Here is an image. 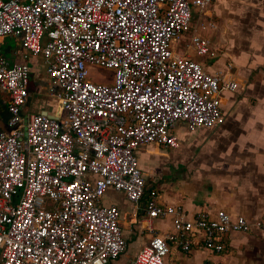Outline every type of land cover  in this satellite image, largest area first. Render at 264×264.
I'll use <instances>...</instances> for the list:
<instances>
[{"label": "built area", "instance_id": "obj_1", "mask_svg": "<svg viewBox=\"0 0 264 264\" xmlns=\"http://www.w3.org/2000/svg\"><path fill=\"white\" fill-rule=\"evenodd\" d=\"M213 2L0 0V93L14 128L0 130L1 264H115L125 240L118 208L101 204L108 189L143 204L148 240L123 264H163L172 248L189 253L194 243L220 254L228 235L264 232V217L224 210L189 217L182 205L161 203L137 166L140 146L178 147L177 122L193 132L224 121L221 93L237 84L172 51L193 9ZM8 36L19 37L23 50L12 65L1 49ZM189 47L199 57L216 55L197 35ZM36 57L64 116L22 117ZM91 65L113 70V83L92 81ZM166 218L171 231L157 233L155 222Z\"/></svg>", "mask_w": 264, "mask_h": 264}, {"label": "crops", "instance_id": "obj_2", "mask_svg": "<svg viewBox=\"0 0 264 264\" xmlns=\"http://www.w3.org/2000/svg\"><path fill=\"white\" fill-rule=\"evenodd\" d=\"M202 19L199 25L196 21ZM213 23L215 27H210ZM194 35L207 40L214 57L192 59L208 73L221 72L237 84L235 91L220 96L222 125L199 128L189 132L177 122L173 133L178 147L168 149L153 144L140 146L136 151L137 166L145 181L146 190L154 189L158 199L166 205H182L189 217L201 211L214 213L224 210L231 216L248 219L264 217V0H214L205 11L193 9L189 31L180 39L191 43ZM180 41V42H181ZM190 42V43H189ZM5 53L12 63L20 62L23 52L20 38L1 39ZM12 45V46H11ZM186 55L184 52L182 53ZM40 58H32L36 77L34 90L21 109L24 120L33 114L48 111L58 115L57 101L40 102L36 89L48 75L39 78ZM231 65V68H228ZM38 95V94H37ZM34 97V99H33ZM56 103L53 105V103ZM7 122V121H6ZM166 179L165 182L163 180ZM158 185V186H157ZM167 189V192L161 190ZM103 206H116L125 248L115 264L129 262L146 244L148 234L142 220L143 204L139 209L123 193L108 189L101 200ZM171 219L155 222L156 232L171 231ZM257 245L254 260L248 264H264V232L232 233L223 238V251L213 254L194 243L189 253L172 248L164 259L177 264H211L225 262L226 253H241L243 248ZM223 255V256H222Z\"/></svg>", "mask_w": 264, "mask_h": 264}, {"label": "rangeland", "instance_id": "obj_3", "mask_svg": "<svg viewBox=\"0 0 264 264\" xmlns=\"http://www.w3.org/2000/svg\"><path fill=\"white\" fill-rule=\"evenodd\" d=\"M201 21L202 19H200L199 21H196V25H199ZM180 41L181 40H176L172 42V51L175 54H179L181 56H184V54H182L184 52L186 54L185 56H189L192 53V50L189 47V44H185L182 41L181 42ZM1 49H2V53L4 57L8 60L9 64L12 65V57L9 54L5 53L4 44L1 45ZM39 63L41 66L43 65L41 60ZM88 74H89V78L98 84L111 85L113 83L114 71L111 69H106V68H101V67L91 65V66H88ZM39 78L40 79L47 78V72L44 66H42L41 70L39 71ZM35 84H36V77L34 76V72H31L30 78H29L28 89L34 90ZM47 90H48V83L46 81H43L42 84L40 83V89L39 88L36 89L34 96L40 99V102H43V101L51 102L50 97H48L47 95ZM54 104L56 103L54 102L53 105ZM56 111H57L56 112L57 114H61L62 116H64L66 113L61 107H57ZM8 118H9V114L7 111V103H6L5 95L0 93V122L6 124V121L8 120ZM21 128L23 127L21 126ZM165 181L166 179L163 180V182ZM161 190L164 192V194L167 192V189L165 188L163 189L161 188ZM256 249H257V245L253 244L251 245L250 248L249 247L243 248L241 250V253H233V255H231L230 253L228 254L226 253L225 255H227V258L225 262H222L221 260H219L217 261V264H248L250 261L254 260ZM214 262L211 264H215ZM166 264H174V263H171V261L168 260Z\"/></svg>", "mask_w": 264, "mask_h": 264}, {"label": "water", "instance_id": "obj_4", "mask_svg": "<svg viewBox=\"0 0 264 264\" xmlns=\"http://www.w3.org/2000/svg\"><path fill=\"white\" fill-rule=\"evenodd\" d=\"M32 65V64H31ZM33 67L31 66V72H33ZM30 97V96H29ZM27 100H28V98H27ZM48 111L46 110V111H43V113H47ZM53 118H57V115L56 116H52ZM14 128H11V127H9L7 124H4V123H2V122H0V130L1 131H4V132H6V133H10L12 130H13ZM215 264H217V262L215 261L214 262Z\"/></svg>", "mask_w": 264, "mask_h": 264}, {"label": "trees", "instance_id": "obj_5", "mask_svg": "<svg viewBox=\"0 0 264 264\" xmlns=\"http://www.w3.org/2000/svg\"><path fill=\"white\" fill-rule=\"evenodd\" d=\"M31 64H32L31 66L33 67V63L32 62H31ZM29 78H30V76H29Z\"/></svg>", "mask_w": 264, "mask_h": 264}]
</instances>
